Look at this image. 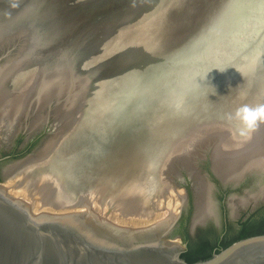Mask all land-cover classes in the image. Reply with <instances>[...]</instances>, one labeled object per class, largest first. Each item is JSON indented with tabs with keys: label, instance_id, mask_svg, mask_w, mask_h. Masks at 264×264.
Wrapping results in <instances>:
<instances>
[{
	"label": "rangeland",
	"instance_id": "374dc122",
	"mask_svg": "<svg viewBox=\"0 0 264 264\" xmlns=\"http://www.w3.org/2000/svg\"><path fill=\"white\" fill-rule=\"evenodd\" d=\"M12 1L13 0H0V14L2 16V22L0 24H3L5 18L2 12L9 13L7 5ZM88 1L92 3L85 5L86 11H82L83 7L76 8L79 4H86ZM122 1L124 0H117L116 3L115 0H59V4L50 2L42 7V10L37 12L38 17L44 18V21H41V23H46L45 26L47 29L46 33L45 30H43L44 34H39V31L41 30L38 27L39 21L37 22L38 32H34V36L30 34L33 30L28 33L29 35L26 32H24L25 35L22 34L21 36L20 34L13 35L10 33V30H13L14 28L11 24L2 25L4 33L6 32L9 39L4 40L5 44L2 43V45H4L0 49V54L9 51V55L0 65L5 64L7 61L8 62L6 64L11 62L15 68H24L26 71H23V77L30 78L36 74L32 71V69L37 67L32 64L34 67L30 68V64H26V60L29 58L25 56V52L29 53L28 55H32L36 51L38 65L43 66L45 65V62H47L48 65L53 66L51 68H46L48 72L55 73L59 71L61 72L62 70L70 72V76L68 77L69 79L66 78L67 80L64 82L65 84H63L65 89L63 87L56 88V96L53 98V103H50L49 106H40L42 107V110L38 111V114L36 113V116L39 115L37 118L43 117V120L41 119L39 121L40 127L45 128L44 125H46L47 122V131L49 128L52 130L53 135L51 138H55L59 149L61 148V150H65V152L62 153L63 151L60 152L57 148L56 151L51 154L52 156H49L50 158L48 160H45V162L43 161L44 163L42 162V166L39 165L38 167L29 169L27 168L28 166H25V168H23L17 176L13 178L8 177V184L5 185L1 181L6 164H0V185L2 188H6V196L12 201L18 203L22 210L27 209L26 211L33 216L38 217L43 215L46 217H63L66 216V214H78L79 212H85L84 209H81L83 210L82 212L81 210H70L68 213L63 212L60 215L55 213L57 211L52 212L55 210L54 205L61 207L66 202L73 201L76 205H82L83 203L86 212L97 216L96 218L98 221L103 220V222L107 224L109 223L108 220H110L109 214H116L117 216V214H119L118 212H122L118 210H122L123 206H127V208L123 209V214H119L122 216L121 218L118 215L120 219L131 221L129 219L132 217H142V207L140 206L144 201V197H138V195L140 193H144L142 192V189L151 188L157 181H149V179L144 180L142 178L145 175L144 170L141 168L143 165L140 166V161L142 160L141 158L143 155L139 152L140 150L138 148L134 147L138 141H147L149 138L147 141L149 143V148L146 145L149 150L145 149V151H147L144 153L147 156V166L151 168L163 160V163L167 165V169L165 167V172L171 171L170 167L172 163L175 162L174 159L179 157L178 154L180 157L184 158L183 160H186L188 157H192L194 159V154L196 151L198 152L200 150H204L206 160L199 158L197 160V164L204 172L207 166H210L212 169V159L209 156V152L205 151L207 148L210 147L211 154L212 149L218 150V148L224 146V148L221 149H223L224 152L227 151L228 153L234 152V150L240 145L241 137L237 135L236 131L238 124L235 121H228L226 119V114L233 112L237 107H239L240 104L238 101L244 99L243 97L246 98V96L240 92V89L235 90L231 87L225 88L222 82H218V84H210V78L212 77V79L214 78L215 80L216 75L213 72L212 74L204 72L202 69L203 65L197 61L199 56H196L197 54H194V51L192 50L190 54L185 56V58L183 57L184 59H177V62L184 66L183 68H188L193 62L197 61L195 62L196 65L193 64V68L191 70H180V72L176 74L175 70L177 68H169V70H175L172 75L169 74L166 79H169L170 82L180 79L179 84L174 83L173 86L171 85V88L168 87L170 85L167 83L168 81L166 83L162 82L166 80L164 77H158L155 82L149 84H146L147 82L145 84L140 82L139 85H135L136 87L133 88V90H130L129 97L142 95L141 99H139L140 101H136V98H132L131 103H129V98H123L124 94H122V89L124 84L127 83V80H124L126 76L125 68H127V66H135V62L140 54L145 52V44L141 41L145 39L146 42L149 43L151 39L156 40L157 38L153 33L156 29L153 27L155 25L152 24V19L154 22L156 15H152L151 12L146 13L145 9L143 11L140 9L136 13L139 18L138 21L140 22L136 29L134 26V29L131 28V30L128 31L129 26L132 27L133 24L129 26L124 24L121 21V17L125 12L130 14L133 8L129 7L128 4V6L126 5V7H124L125 5ZM197 2H200V0H197ZM246 3L248 4V2ZM74 6H76L75 9L73 8ZM205 6L209 11L207 14L210 13V2H207ZM242 7L243 8L241 9L235 8V10L234 7H232L228 10V17H226V20L228 21L226 25L228 37L231 33L230 30L240 29V31L242 30L243 32L248 30L249 28L246 29V26L249 22H253V27H259L264 24V3H258L256 5L250 4ZM47 8L52 12H48ZM121 8L122 10L120 11ZM73 10H76L77 13L74 17L69 18L68 15ZM80 10L82 12H79ZM134 10L137 11V9ZM238 12H241L242 16L246 17L238 20ZM205 13L206 9H204L199 15L200 19L194 18V24L199 20L201 21L197 26L193 25L196 29L203 26V19H205V15H207ZM250 18L252 20H250ZM215 21L216 20H214V23ZM170 24L171 23H167L166 27H171ZM215 26L216 24L214 27ZM140 30H142L143 36L139 33L136 35V33ZM157 30L160 32L161 37L162 30H159V28ZM202 33L203 31H200L197 34H199L200 37L203 35ZM146 34L149 37V42L147 41V37H144ZM165 34H167L166 30ZM195 34L196 33H193L192 36ZM47 36L52 40H47ZM215 36L216 35L214 33L212 35L211 43L209 39V42L206 45L209 48L205 46V48L209 51L211 48L209 58L212 60L211 64L214 68L219 65V62H221L222 53L232 54V52H234L233 48H231V44L228 42V39L223 42L219 39L217 41V39H214ZM25 37L28 39V43H26L27 40ZM30 37L32 38L31 40H29ZM187 38L185 40H183V38L180 40L181 45L187 42ZM130 39L140 40L141 45L137 42L138 45H135L133 48L130 46ZM193 42H195V40ZM152 43L154 44V42ZM261 45H264V38L263 41H261ZM163 46V51H166V46ZM161 48L162 47H160V50H162ZM26 49L28 51H26ZM58 51L59 54H57L56 59H54L55 57L53 52ZM16 54L22 55V57H19V61L17 63H15L17 60ZM260 59L264 61V57ZM22 61L23 63L20 64ZM17 64L19 66H16ZM255 64L256 63H254L251 68H256ZM58 66L61 67L59 68ZM41 68L45 69L43 67L37 69ZM166 70H168V68H166L165 71ZM245 70L242 71L236 69L235 72H231V76H233L234 74L232 73L240 71V75L237 77V80H235V83L241 84L244 82H250L248 81L250 78H248L249 76L245 74L247 72ZM41 76L39 85L46 78L43 74ZM70 77H75V82L72 81ZM76 80L79 82H76ZM243 86H245V84ZM76 92L81 93L80 95L78 94L80 97ZM75 93L77 99L74 97ZM153 95H155L153 99L145 98L146 96H150L151 98ZM214 96L215 98H213ZM30 97H25V99L28 98L29 101L31 100ZM25 101L27 102V100ZM27 105H29L28 102ZM64 105L66 106L64 107ZM151 105H154L155 107L150 108ZM186 107L193 110L192 114L187 112L180 113V110L183 108L185 109ZM130 108H132V112L128 114V117L126 115V120H119L123 111L125 109L130 110ZM140 110L144 112L141 115ZM80 114H82V116ZM7 118L5 121L8 123V126L5 129L6 132H4V139H1L0 146L5 147L8 145L9 147H12L14 145L15 147L17 146L16 141L12 140L11 137L19 128L18 121L23 123L24 120L13 119L10 121ZM80 118L81 120H79ZM25 123L26 120L23 124ZM15 126H17V128ZM113 127L116 130H114ZM38 130L39 128L33 132H37ZM20 131V133L29 132L27 130ZM146 131H150L148 138L144 134ZM78 140L84 141L82 142L83 144L80 145L81 141L78 142ZM125 140H128L127 148H125V146L121 147L122 144L126 145ZM69 142H74V145ZM157 143V148H160L161 150L163 149L165 152L163 159L162 157H156L160 155H154L153 148ZM62 144L63 146H61ZM129 145H132L135 150L126 152L125 149L130 148ZM66 146L73 148L77 147L72 154L74 157L71 162L66 159L68 155H70L69 152L71 151L69 150H72V148L69 147L68 150ZM80 146L84 147L82 151L80 150ZM101 146L102 150L99 152L97 149ZM179 146L181 147L170 156L174 149ZM115 149H117L118 152V157L115 155L117 158L114 157L112 152ZM131 153H133V157L129 156ZM58 154H61V156ZM220 154H222V152H220ZM58 156L60 157L59 159H57ZM124 171L129 174H125ZM141 171L142 176L140 175ZM152 171L153 169L151 168L150 172ZM179 171L184 177L185 183L181 186H184L186 190L188 188L192 190L193 183L186 170L182 169ZM165 172H162V180H158L159 182L157 185L166 187L171 182L173 183V188L178 189L176 185H174L175 183L178 185L180 183L176 176H172V179H169L167 175L165 176ZM122 173H124V175ZM134 173L135 175H133ZM136 174L138 175L136 176ZM131 175H133L134 179ZM98 178L100 180H98ZM111 178H113L116 182L113 181L114 183L111 182V184H109L110 181L113 180ZM13 179L15 180L13 181ZM120 182H122V184ZM123 182L125 183L124 185ZM129 182L131 183L129 184ZM12 184L17 186L18 193L20 191L23 192L26 189V192H33L34 194H24L25 197H23L26 198L25 201L24 198L18 199V196L22 194L20 193V195L18 194L16 197L14 190L11 189ZM113 184L115 187L112 186ZM125 190L126 192H123ZM113 191L115 193H111ZM133 191H136V193H132ZM180 191L183 194V191ZM10 193H12V195H10ZM125 193L129 194L125 195ZM127 195H130L131 197L133 196V200ZM123 197L125 199L129 197L128 200L132 201L131 204L128 200H126L128 203H125ZM111 198L113 199L112 201H110ZM156 200L158 201V199ZM156 200H153L154 203H157L156 205H159V203L161 204V202H157ZM49 204L51 205L48 209L40 207L41 205L49 206ZM99 204L101 205L99 206ZM120 204L123 205L120 207ZM97 207H99V209H97ZM128 207L130 209L134 208L130 212L128 211L129 214L127 212L124 214ZM94 208L96 209L93 210ZM103 209H105L106 212ZM108 210H112V212ZM113 210L117 211V213L113 212ZM134 210H136V213ZM71 211H74V213H71ZM131 212H134V216H130ZM177 214L178 212L175 213V216H177ZM124 215L126 217H124ZM102 216L104 219H101ZM94 223L98 226L97 222Z\"/></svg>",
	"mask_w": 264,
	"mask_h": 264
},
{
	"label": "water",
	"instance_id": "95a60500",
	"mask_svg": "<svg viewBox=\"0 0 264 264\" xmlns=\"http://www.w3.org/2000/svg\"><path fill=\"white\" fill-rule=\"evenodd\" d=\"M50 2L59 4V0H38L35 5L34 0H13L7 5L9 13L7 12L2 25L11 24L14 27L13 30H10L11 34L20 31L22 27L27 28L28 24L30 30L32 25L35 27L34 20H31V17L36 14L31 12L32 10L35 11L32 4L37 8L36 12H39V10H42V7ZM122 2H124V7L128 4L129 7L133 8L130 14L125 12L121 17V21L124 24H133L132 27L129 26L128 31L131 28L134 29V26L136 29L140 23L136 13L140 9L142 11L145 9L146 13L151 12L152 15H156L154 22L152 19V24L155 25L153 27L156 29L153 33L158 39H151L149 42L147 33L144 37H147L149 43L145 39L141 41L145 44V52L140 54L135 62V66H127L125 68L126 76L124 80H127V83L123 86L122 94H124L123 98H129V103H131L132 99V97H129L130 90H133L140 82L144 84L147 82L146 84H149L155 82L158 77L166 79L175 70H169V68H177L175 70L177 74L180 70H191L193 64L196 65L195 62L198 61L203 65L202 69L205 73L212 74L213 72L216 75L215 80L212 77L210 78V84L222 82L223 85L228 81L235 82L237 80L240 71L232 73L234 75L231 76V72H235L236 69L251 68L254 63H256V68H264V61L260 59L264 57V45H261V41L264 38V24L259 27H253V22H249L246 26V29L249 28L246 30L247 32L245 31L246 33L242 30L241 32L240 29H233L230 30L229 37L226 29L228 10L232 7L235 10V8L241 9L245 5L261 4L264 3V0H200V2H197V0H124ZM207 2H210V13L208 14L207 12L209 11L205 6ZM91 3L88 1L86 4H79V6H74L73 8L83 7L82 11H86L85 5ZM22 8L23 10L27 9L26 12H22L23 14L20 12ZM134 9H137V11ZM204 9H206L205 14H207L205 15V19H203L204 24L202 27L196 29L194 26H197L201 21L199 20L194 24V18L200 19L199 15ZM82 11L80 10L79 12ZM76 13L77 11L73 10L69 13L68 17L72 18ZM237 15L239 17L238 20L246 17H243L241 12H238ZM39 19H41L38 24L39 29H41L39 34H44L43 30L46 33L47 29L46 23H41V21H44V18ZM214 20H216L215 23ZM250 20L252 19L250 18ZM167 23H171V27H166ZM215 24L216 26L214 27ZM158 28L162 30L161 37L160 32L157 30ZM165 30L167 34H165ZM200 31H203V35L199 37L197 33ZM138 33L143 36L142 30L137 32L136 35ZM193 33L196 34L192 36ZM214 33L216 35L214 37L215 40L217 39L218 41L219 39L223 42L228 39L231 48L234 50L232 54L222 53L219 67L215 68L212 67V60L209 58L211 48L210 51L205 48L209 39L211 43ZM46 38L47 40H52L48 36ZM182 38L183 40L187 38V42L181 45L180 40ZM194 40L195 42H193ZM137 42L141 45L140 40L130 39V46L134 48L135 45H138ZM163 45L166 46V51H163ZM160 47H162V50H160ZM206 47L209 48L208 46ZM191 50L199 58L188 68H183L184 66L177 62V59H184L186 55L190 54ZM53 53L54 59H56L59 51ZM8 55L9 51L0 55V64ZM166 68L168 70L165 71ZM165 81H168L167 83L170 82L169 79ZM154 96H151V98L147 96L145 98L153 99ZM154 107V105H151L150 108ZM131 112L132 108L130 110L125 109L119 120H126V115L128 117V114ZM182 112L192 114L193 110L186 107L180 110V113ZM142 113L144 112L140 110V115ZM44 127H39L37 132H23L24 135L26 134L24 141L14 154H11L9 147L2 150L0 148V164H6L7 167L26 161L34 156L45 141L49 140L53 135L50 128L48 131L46 129L47 122ZM19 133L20 131L16 132L11 139L15 140L18 138ZM31 140H35L36 144L30 151H27L25 150V146ZM2 153L5 155L3 156ZM203 160H206V157ZM196 168L210 184L209 174L205 171L203 172L198 164ZM211 172L219 180L212 170ZM176 178L180 183L179 185L177 183L174 185L183 190L184 205L187 202L188 193L184 186H181L185 183L180 171ZM5 180L6 178L3 174L1 182L4 183ZM192 190L194 194L193 184ZM183 205L177 216L171 222H166L161 226L158 225L157 227L160 226V231L156 237L149 239L148 233L154 228L131 232L129 230L125 231L115 228L112 224H107L103 220L98 221L96 216L86 211L63 217L33 216L28 211L22 210L18 203L8 198L6 191L0 185V264H189L181 257L183 250L179 244V239L171 237V232L175 227ZM69 210L66 212L68 213ZM56 213L61 214L63 212L59 211ZM101 219L104 218L102 217ZM91 222H97L98 227H103L106 230L112 229L117 234L142 235V238L130 239L129 236H124L125 238L117 241L118 245H115L114 249H108L100 238H96V235H93L96 232L93 227L84 228L86 227L84 225L92 226ZM192 264H264V234L235 241L209 258Z\"/></svg>",
	"mask_w": 264,
	"mask_h": 264
},
{
	"label": "bare ground",
	"instance_id": "6f19581e",
	"mask_svg": "<svg viewBox=\"0 0 264 264\" xmlns=\"http://www.w3.org/2000/svg\"><path fill=\"white\" fill-rule=\"evenodd\" d=\"M36 1L38 2V0H34V5H35ZM0 4H1V2H0ZM34 5L32 4V7L34 8L35 11L32 10L31 12H33L34 14L36 13V14L33 15V17H31V20L32 21L34 20L35 27H33V25H32L30 27V30H29V24H28V27L27 28L22 27V29L20 31H18V33H13V35L20 34V36H21L22 34L25 35L24 32H26L28 34L29 32H31V30H33L32 31L33 33L31 32L30 34L34 36L35 35L34 32L35 33L38 32L37 31V22L39 21V18H43V17H39L38 18L37 12H36L37 11V8L34 7ZM26 11H27V9L23 10V8H22L20 12L22 13V12H26ZM47 11L48 12H52V11H49L48 8H47ZM0 13H1V11H0ZM2 13H3L4 17H5V15H7L6 12H2ZM1 17L2 16L0 14V23L2 22L1 21L2 20ZM37 18H38V20H37ZM128 26H127V28H128ZM2 27H3L2 24H0V28H1L0 29V49L5 44L4 40L5 39H9L8 38V35H6V32L4 33ZM3 34H5V35H3ZM125 36H126V34H125ZM31 39L32 38L30 37L29 40H31ZM26 40H27L26 43H28V39L27 38H26ZM2 43H4V44L2 45ZM26 46H27V44H26ZM26 51H28V50L26 49ZM28 54L29 53H26L25 52V56H27V58H29L28 60H26V64L27 65L30 64V66H29L30 68H32L34 66L37 67V68H40V67L45 68V69H42V68L41 69L33 68L32 71H34L36 74H34V76H32L30 78L23 77V71H26L24 68H15V66L12 65L13 63H11V62L8 63V64H6L8 62L7 61L5 63L6 65L5 64L0 65V145H1V139L2 138L4 139V132H6L5 129L8 126L7 125L8 123H6V121H5L7 117H8L7 119H9L10 121L13 120V119L14 120H21V119H23L24 122H25V120H26V123L25 124H23L24 122L22 123V122H19L18 121V123H19V126L18 127L19 128L15 131V133L18 132V131H20V130H27V131H29L31 133V132L35 131L36 129H38L40 127V124H39L40 122L39 121L41 119L43 120V117L37 118L39 115L36 116V113L38 114L39 113L38 111H41L42 110L41 108L44 105H48L49 106L50 103H53L52 102L54 100L53 98H55V96H56L55 89L58 88V87L59 88L60 87H63L64 88L63 84H65L64 82L67 80L66 78H68L70 76V72L69 71L66 72L64 70H62L61 72L59 71V72H55V73L48 72L46 68H51L53 66L48 65L47 62H45V65H43V66L42 65H38L37 64V56H36L37 54H36V51L32 55H28ZM19 57H22V55H20V54L17 55L16 54V59L17 60L15 61V63H17L19 61ZM21 63H23V61L20 62V64ZM16 66H19V65L17 64ZM58 67L60 68L61 66H58ZM241 70L244 71L245 68H242ZM245 71H247L245 74H247L249 76L248 78H250V80L248 79V81H250V82H244V83H241V84H238V83H235V82H230V83L227 82L224 85L225 88L231 87L232 89H235V90H238V89L241 90L240 92L243 93L246 96V98L243 97L244 99L238 101V103L240 105L247 104V105L255 106L257 104L264 103V68H246ZM60 73H62V74H60ZM42 74L45 75L46 78H45L44 81H42L43 83L41 82L40 85H39L40 76ZM74 78H71V80L75 82ZM77 80H76V82H79ZM174 81L169 82L170 85L168 87H171L172 88V86H173L174 83H177V84L180 83V79L176 80L175 82ZM162 82H165L166 83L167 81H162ZM237 84H238V86H237ZM244 84H245V86H243ZM64 89H63V91H64ZM149 89H148V91H149ZM60 92H61V90H60ZM76 93H77V95L78 94L79 95L81 94L80 92L79 93L76 92ZM76 93L74 94L75 95L74 97H76ZM25 97H30L31 100L28 101V98L25 99ZM58 97H59V94H58ZM141 97H142V95L141 96L138 95L137 97L133 96L132 98H136L135 100L137 101V100L141 99ZM213 98H215V96ZM76 99H77V97H76ZM225 99H229V98H225ZM25 100H27V102H28L29 105H27V102ZM58 100H59V98H58ZM66 105H68V104H66ZM66 105H64V107ZM81 105H82V102H81ZM40 106H42V107H40ZM60 106H62V105H60ZM39 108H40V110H39ZM81 109H82V107H81ZM63 110H64V108H63ZM45 114H47V113H45ZM80 115L82 116V114H80ZM79 120H81V118ZM44 121H45V119H44ZM15 127L17 128V126H15ZM13 128H14V126H13ZM10 131H11V129H10ZM149 132L150 131H146V133H144L147 138H148ZM148 140H149V138H148ZM80 141L78 140V142H80ZM147 141H138V143H136V145L134 146V147L138 148L140 150L139 152H141L142 155H143V157L141 158L143 161L142 160L141 161L139 160L140 161V166L143 165V166H141V168L145 172V175L142 178L144 180L149 179V181H153V180H156L157 181V182L154 181V182H156V184L154 183L151 188L142 189L143 190L142 192H144L145 194L144 193H140L139 194V190H138V194H139L138 197L139 196L140 197H144V201H143V203L140 206V207H142L141 213L143 214V216L140 217V218L138 216L132 217V218L129 219L131 221H125L123 219H120L122 216H120L119 214L120 213L123 214L122 213L123 212V209L127 208V206H125V207L123 206V209L122 210H118V211H122V212H118L119 214H117V216H116V214H114V215L113 214H111V215L109 214V219L111 221L110 220H108V221H109L110 224L113 223L112 225L115 228L122 229V230H125V231L129 230L130 232L131 231H135V230H144V229H147V228H152V229L154 228L152 231H150L148 233V238L149 239H152L153 237H156L157 233L160 231V226L161 225H163L166 222H171L176 217L175 216V213L176 212H179V210H180V208H181V206L183 205V202H184V197H183L184 192L182 194V192L180 191L182 189L179 188V187H177V188L180 189V190H178L176 188H173V183H171L170 181H169L170 183L166 187L165 186L163 187V186L157 185L158 182H159L158 180H162L161 179L162 178V172H165L166 171V169H167L166 166L167 165H165L163 163L164 161L161 160L156 165H154V166L151 167L153 169V171L150 172V169L151 168L147 166V163H146V157L147 156L144 154L147 151V150L145 151V149H148L149 148V143ZM71 142H69V143L70 144H73L74 143V142L73 143H71ZM82 142H84V141H81L80 142V145L83 144ZM127 142H128V140H125L126 145L125 144H122L121 147L125 146V148H127ZM65 143H66V141H65ZM57 144L58 143H57V140L55 138H50L49 140L45 141V143L43 144V146L30 159H28L26 161H23V162H20V163H16V164L11 165V166H7L5 168V170H4V172H3L4 177L6 178V180H5V182L3 184L4 185L5 184H8L7 183L8 182V177L9 178H13V177L17 176V174H19L21 172V170L23 168H25V166H28L27 167L28 169L29 168H33V167H38L39 165L42 164L43 161L45 162V160H48L50 158L49 156L52 153H54L57 148L59 149V147H58ZM146 145L148 146V148L146 147ZM157 145H158V143L156 145H154V148H153L154 155H160V156H156V157H162V159H163V156H164L165 152H164L163 149L161 150L160 148H157ZM244 145H247V146H244ZM61 146H63V144ZM129 146H130V148L131 147L132 148L131 149L130 148L125 149L126 152H131L132 150H135V148H133L132 145H129ZM66 147H65V149H66ZM69 147H67L68 150H69ZM180 147L181 146L175 148L174 151L170 154V156L175 151H177ZM70 148H72V150H69L71 152L67 151V152H69L70 155H68V157H67L66 160L71 162L72 159H73V157H74V155H72V154L77 149V147H75V148L70 147ZM83 148L84 147L80 146V150L81 151L83 150ZM155 148H157V149H155ZM221 148H224V146L218 148V150L212 149L211 154H210V147L207 148L205 151H208L209 152V156L212 159V161H211V167L213 169V172L215 173V175L217 177H219L220 181L223 184L238 182L243 177V175L245 173L249 172L251 169H252L251 171H258V172L264 171V124H260V126L254 132H252L249 137H247V138H242L241 137V139H240V145L238 146L237 149L234 150V152H228L227 153V151L224 152L223 149H221ZM59 150H60V152L63 151V150H61V148ZM97 150L99 152H101L102 146L99 149H97ZM60 152H58V153H60ZM64 152H65V150L62 153H64ZM112 152H113L114 157L117 158L118 157L117 156V153H118L117 152V149L113 150ZM135 152H133V153H135ZM220 152H222V154H220ZM133 153H131V155H129V156L130 157H133L134 156ZM196 153H195L196 155L194 154V156H195L194 159L192 157H188L186 160H183L184 158L183 157H180V155L178 154L179 157L177 159L176 158L174 159L175 162H173V163L171 162L172 163V165L170 167V170L171 171L165 172V176L167 175L169 179H172V176H178L179 170H182V169H185L186 170V172L188 173V176L190 177V179H191V181L193 183V187H194V191H195V196H196L195 197V199H196V202H195V204H196V206H195L196 207V219H201V218L205 217L207 214L210 213V208H211L210 196L211 195H210V184L206 181L205 178H203L202 174H200L199 171L196 168L197 160L199 158L202 159V158L205 157L204 150H200L198 152L196 151ZM61 154L60 155L58 154V155L61 156ZM59 156L57 157V159L60 158ZM55 158H56V156H55ZM64 158H65V156H64ZM64 158H62V159H64ZM129 159H131V158H129ZM169 159H172V158H169ZM112 162H114V161H112ZM114 163H116V162H114ZM167 163H168V161H167ZM165 167H166V169H165ZM124 168H126V167H124ZM129 169H128V171H129ZM121 172H123V171H121ZM124 173H125V171H124ZM124 173H122V174L124 175ZM125 174H129V173H125ZM123 175H122V177H123ZM133 175H135V173ZM133 175H131V176L133 177ZM137 175L138 174H136V176ZM140 175L142 176V171H141ZM126 177H127V175H126ZM111 179H113V178H111ZM133 179H134V177H133ZM14 180L15 179H13V181ZM98 180H100V179L98 178ZM115 180H117V179H115ZM123 180H124V178H123ZM144 180H142V181H144ZM113 181H114V179L112 181H110V183L109 182L108 183L111 184V182L112 183L116 182V181H114V182ZM117 183H118V181H117ZM120 183L122 184V182H120ZM130 183L131 182H129V184ZM124 184L125 183L123 182V185ZM123 185H119V186H123ZM112 186L115 187L114 184ZM127 188H129V187H127ZM11 189L14 190V193H15L16 197H17L18 194L19 195H20V193L22 194V195L18 196V199L24 198L25 197L24 194H31V195L34 194L33 192H30V193L29 192H26V189L23 192L20 191L18 193L17 192V186L15 184H12ZM4 190L7 191L6 188H4ZM123 192H126V190L123 191ZM178 192H179V194H178ZM111 193H115V192L113 191ZM117 193H118V191H117ZM132 193H136V191H133ZM126 194H129V193H125V195ZM10 195H12V193H10ZM101 195H103V194H101ZM112 196H113V194H112ZM127 196H130V195H127ZM132 197L130 196V198H132ZM25 199L26 198H24V201H25ZM123 199L125 200V203H128V202H126V200H128L129 197L127 199H125L123 197ZM154 199L155 200L158 199V201L157 200L156 201L157 202H161V204L159 203V205H156L157 203H154L153 202ZM112 200L113 199L111 198L110 201H112ZM132 200H133V198H132ZM114 201H116V200H114ZM136 201H137V198H136ZM72 202L71 201L70 202H66L61 207H58V205H54L55 210L54 211L51 210V211L52 212H55V211H57V212H59V211L60 212H66L69 209L70 210H74V211H76V210L79 211L81 209H84L86 211L85 206L83 205V203H82V205H76V204H74V202L73 203ZM131 202L132 201H129L130 204H131ZM116 203H118V202H116ZM121 203H122V201H121ZM149 203H151V204H149ZM114 204H115V202H114ZM50 205L51 204H49V206H46V205H43L42 206L41 205L40 207L47 208L48 209L50 207ZM100 205L101 204H99V206ZM122 205L120 204V207ZM124 205H126V204H124ZM132 205H133V203H132ZM117 207H115V208H117ZM129 207H128L129 210L128 209H127V211L125 210L124 214H126V212L128 213V211L130 212L135 206L133 208L131 207L132 209H130ZM95 209L96 208H94L93 210H95ZM97 209H99V207H97ZM103 210L105 211V209H103ZM74 211H71V213L72 212L74 213ZM82 211L83 210H81V212ZM108 211H111L112 212V210H108ZM135 211L136 210H134V212ZM96 212H98V211H96ZM113 212H116L117 213V211H114V210H113ZM134 212L133 213L131 212V215L130 216H132V215L134 216ZM155 214H157V215H155ZM66 215H73V214H66ZM118 215L120 216V218L118 217ZM130 216H128V217H130ZM124 217H126V216L124 215ZM146 217H148V218H146ZM140 221H141V223H140ZM88 224H90V223L88 222ZM158 225H160V226L157 227ZM84 226H86L84 228H87V227H90L91 228V227H93V229L97 232V233L94 232L93 235H96V238H100V240L105 243L104 245H106V247H108V249H114L115 245L116 246L118 245L117 244V241L120 240V239H122V238H125L124 236H129L130 239L131 238H134V239H140V238H142V235L117 234V232L116 231L114 232L112 229L106 230V229H103V227L96 226L94 222L92 223V226H90V225L89 226L88 225H84ZM130 239H128V240H130ZM119 245H121V244H119ZM104 264H109V263H104Z\"/></svg>",
	"mask_w": 264,
	"mask_h": 264
},
{
	"label": "flooded vegetation",
	"instance_id": "af4514ba",
	"mask_svg": "<svg viewBox=\"0 0 264 264\" xmlns=\"http://www.w3.org/2000/svg\"><path fill=\"white\" fill-rule=\"evenodd\" d=\"M24 137L19 133L17 146L6 145L1 150L9 147L11 154L16 153ZM35 144L31 140L25 150L30 151ZM205 172L210 181V213L196 219L195 191L193 194L188 188L187 202L171 232L172 238L179 239L181 255H188L194 262L209 258L235 241L264 234V171H249L238 182L227 184L214 177L210 166Z\"/></svg>",
	"mask_w": 264,
	"mask_h": 264
},
{
	"label": "clouds",
	"instance_id": "9594fccd",
	"mask_svg": "<svg viewBox=\"0 0 264 264\" xmlns=\"http://www.w3.org/2000/svg\"><path fill=\"white\" fill-rule=\"evenodd\" d=\"M226 119L237 122V135L247 138L260 124H264V103L255 106L240 105L233 112L226 114Z\"/></svg>",
	"mask_w": 264,
	"mask_h": 264
},
{
	"label": "trees",
	"instance_id": "16d2710c",
	"mask_svg": "<svg viewBox=\"0 0 264 264\" xmlns=\"http://www.w3.org/2000/svg\"><path fill=\"white\" fill-rule=\"evenodd\" d=\"M181 257L189 264L195 263L188 255H181Z\"/></svg>",
	"mask_w": 264,
	"mask_h": 264
}]
</instances>
